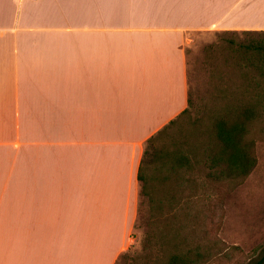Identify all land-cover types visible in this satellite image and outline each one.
Segmentation results:
<instances>
[{"label":"crops","instance_id":"1","mask_svg":"<svg viewBox=\"0 0 264 264\" xmlns=\"http://www.w3.org/2000/svg\"><path fill=\"white\" fill-rule=\"evenodd\" d=\"M259 30L264 0H0V264H117L188 35Z\"/></svg>","mask_w":264,"mask_h":264},{"label":"rangeland","instance_id":"2","mask_svg":"<svg viewBox=\"0 0 264 264\" xmlns=\"http://www.w3.org/2000/svg\"><path fill=\"white\" fill-rule=\"evenodd\" d=\"M261 36L229 31L188 35V80L194 104L169 125L160 145L166 141L174 150L176 143L202 155L213 138L214 117L221 107L240 96L244 85H264V78L244 74L241 65L245 61L232 50L240 41ZM250 129L258 159L250 174L236 181L216 182L207 176L202 161L187 174L184 193L177 191L182 175H169V184L154 188L155 203L141 195L134 242L117 264H156L175 241L182 242L185 249L201 245L203 251L213 245L204 264H253L264 255V116L257 117ZM174 196L181 204L160 202Z\"/></svg>","mask_w":264,"mask_h":264},{"label":"trees","instance_id":"3","mask_svg":"<svg viewBox=\"0 0 264 264\" xmlns=\"http://www.w3.org/2000/svg\"><path fill=\"white\" fill-rule=\"evenodd\" d=\"M229 32L262 35L258 39L240 41L239 46L232 50L245 61L241 65L245 75H251V79L257 76L260 79L264 78V30ZM238 93L240 96L233 97V101L224 104L220 112L215 115L212 125L213 138L203 147L202 155L193 149H184L176 143L174 147L178 146V148L172 150L165 145L164 138L165 142L159 144L162 140L161 136L175 120L147 140L138 172L141 195L147 196L153 203L154 199L151 195L154 188L169 184V175L173 174L182 175L183 179L178 184L177 191L184 193L189 182L187 174L202 161L208 169L207 176L216 182L236 181L250 174L258 162L255 153L256 140L251 135L250 127L257 117L264 116V85L256 83L252 86L249 83ZM193 104L189 91V106L183 113ZM174 198L162 199L160 202L164 203V200L178 202L179 198L176 199L175 196ZM179 204L181 203L178 202ZM183 226L180 225V229H183ZM171 244V249L164 251L166 256L158 258L156 264H204L209 261L206 259L207 254L214 247L209 245L203 251L201 245L194 249H185L182 242L175 241ZM253 264H264V255Z\"/></svg>","mask_w":264,"mask_h":264},{"label":"built area","instance_id":"4","mask_svg":"<svg viewBox=\"0 0 264 264\" xmlns=\"http://www.w3.org/2000/svg\"><path fill=\"white\" fill-rule=\"evenodd\" d=\"M130 244H133V241H130Z\"/></svg>","mask_w":264,"mask_h":264}]
</instances>
